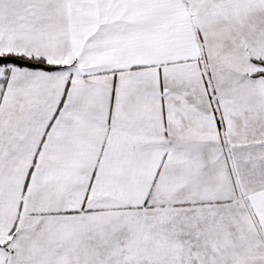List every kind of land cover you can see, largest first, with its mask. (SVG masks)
Here are the masks:
<instances>
[{
  "label": "snow or ice",
  "instance_id": "1",
  "mask_svg": "<svg viewBox=\"0 0 264 264\" xmlns=\"http://www.w3.org/2000/svg\"><path fill=\"white\" fill-rule=\"evenodd\" d=\"M0 264H264V0H0Z\"/></svg>",
  "mask_w": 264,
  "mask_h": 264
}]
</instances>
